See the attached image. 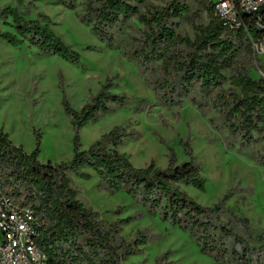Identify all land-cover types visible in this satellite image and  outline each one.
<instances>
[{"label": "trees", "instance_id": "1", "mask_svg": "<svg viewBox=\"0 0 264 264\" xmlns=\"http://www.w3.org/2000/svg\"><path fill=\"white\" fill-rule=\"evenodd\" d=\"M23 2L0 6V40L13 47L29 43L42 55L78 64L80 55L56 35L51 18L41 13L34 19L33 7L23 10ZM194 2L200 3L209 23L194 24L191 38L178 32L176 22L194 17ZM259 14L264 20V8ZM241 16L244 26L231 29L207 0H173L165 8L151 6L150 0H87L81 22L110 48H116L114 31L137 20L146 32L133 40L138 47L126 55L141 71L157 102L169 109L189 102L206 114L215 110L229 135L248 148L264 143V63L259 67L263 74L259 79L253 78L250 66L256 58L254 47L264 48V29L256 27L255 16ZM242 45L248 59H244ZM116 79H107L80 111L64 102L77 132L115 107H126L128 96L113 92ZM227 83L230 87L225 89ZM135 136L140 135L115 128L87 151H80L76 144L71 162L53 165L39 160V150L27 153L0 133V189L17 203L30 206L45 222L36 243L49 264H125L153 240L147 232H138L131 241L122 236L123 226L141 214L109 223L78 200L71 175L89 181V172L100 179L101 190L111 195L126 193L149 214L160 215L188 233L200 252L216 264H264V231L227 207L229 196L204 207L183 189L205 191L200 165L194 160L177 165L172 156L166 168L154 161L137 168L118 151L125 138ZM258 161L264 166V145ZM155 264L172 263L163 256Z\"/></svg>", "mask_w": 264, "mask_h": 264}, {"label": "rangeland", "instance_id": "2", "mask_svg": "<svg viewBox=\"0 0 264 264\" xmlns=\"http://www.w3.org/2000/svg\"><path fill=\"white\" fill-rule=\"evenodd\" d=\"M18 1L0 0V6H17ZM23 1V10L33 7L34 19L41 13L51 18L56 35L80 55V61L77 64L42 55L29 43L13 47L0 40V133L8 135L15 146L23 147L27 153L39 150L42 163L60 165L74 159L76 144L80 151H87L115 128L134 131L140 136L125 138L118 151L135 167L143 168L154 161L158 167L166 168L172 156L177 165L194 160L202 169L206 189L203 192L184 187L188 195L204 207L229 196L227 207L264 231V166L258 161L264 143L241 147L239 139L231 137L217 120L215 110L206 114L189 102L173 109L159 104L139 68L126 55L138 47L133 40L144 36L146 29L142 24L133 20L124 29H116L118 46L110 48L81 22L87 0ZM172 1L150 0V5L165 8ZM193 10L194 17L176 22L178 32L191 38L194 24L209 23L200 3L194 2ZM241 47L244 59H248L245 45ZM254 50L251 73L259 79L263 76L259 67L264 63V48L256 46ZM115 77L113 92L128 96L126 107H115L77 132L64 102L80 111L107 79ZM229 87L227 83L225 89ZM89 173V181L71 175L78 200L109 223L141 214L123 226L122 236L127 241L138 232L153 237L141 248L140 255L125 264H155L163 256L172 264H216L200 252L188 233L163 221L160 215L149 214L126 193L111 195L101 190L100 179ZM0 236L3 237L1 231Z\"/></svg>", "mask_w": 264, "mask_h": 264}, {"label": "built area", "instance_id": "3", "mask_svg": "<svg viewBox=\"0 0 264 264\" xmlns=\"http://www.w3.org/2000/svg\"><path fill=\"white\" fill-rule=\"evenodd\" d=\"M216 15L231 29L244 26L242 14L255 16V25L264 29L259 14L264 0H207ZM256 47V46H255ZM30 206H24L4 195L0 189V264H49L45 252L36 243V235L45 226Z\"/></svg>", "mask_w": 264, "mask_h": 264}]
</instances>
